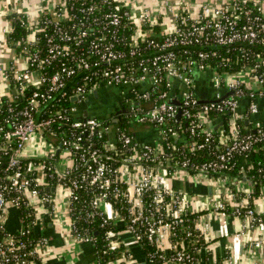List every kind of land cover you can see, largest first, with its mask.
<instances>
[{"label":"built area","instance_id":"1","mask_svg":"<svg viewBox=\"0 0 264 264\" xmlns=\"http://www.w3.org/2000/svg\"><path fill=\"white\" fill-rule=\"evenodd\" d=\"M47 1L0 67V264H46L54 221L90 264L264 249V0Z\"/></svg>","mask_w":264,"mask_h":264},{"label":"crops","instance_id":"2","mask_svg":"<svg viewBox=\"0 0 264 264\" xmlns=\"http://www.w3.org/2000/svg\"><path fill=\"white\" fill-rule=\"evenodd\" d=\"M153 0H146V3L152 4ZM175 1V0H172ZM197 1V0H196ZM47 0H0V67L7 65L11 62L12 51L6 46V36L10 30V27L14 21L16 16L25 17L34 15L35 12L38 11V5H45ZM199 2V1H198ZM6 46L3 49V46ZM8 62V63H7ZM195 190L198 192H203V186H195ZM243 189H249L248 184H242L240 186ZM254 203L256 206L264 209V198L258 196L254 198ZM10 223L13 222L10 220ZM48 234L51 237V244L48 248V253L44 258V262L46 264H69L68 257L63 256L64 245L62 243L59 231L55 230V227H48ZM256 234H253L252 238ZM229 237L225 239H221L216 241L213 244V247L216 251V254H220L222 251V244L227 243L229 241ZM250 242L246 241L243 243V251H242V263L241 264H264V249L261 248H252L249 246ZM78 251V252H77ZM80 251V253H79ZM78 255L76 256V261L74 264H87L91 263L92 258V250L89 244L81 245L76 249ZM75 252V253H76ZM57 253V254H56ZM56 254V255H55Z\"/></svg>","mask_w":264,"mask_h":264},{"label":"rangeland","instance_id":"3","mask_svg":"<svg viewBox=\"0 0 264 264\" xmlns=\"http://www.w3.org/2000/svg\"><path fill=\"white\" fill-rule=\"evenodd\" d=\"M197 1H203V0H197ZM5 45L2 47L3 49H5ZM6 50V49H5ZM8 63V62H7ZM101 99L102 101H99L98 103L95 102V100H91L87 107H89V113L90 114H94L99 116L100 114L96 113V110L100 111H104L105 116L108 115V112H110L111 110H114L117 107V99H116V92L114 89H108L107 92L103 91L101 94ZM91 105V106H89ZM98 105V106H97ZM93 106V107H92ZM135 129H138V126L134 127ZM262 190H263V194H262V198H264V184L261 186ZM261 191V189H260ZM262 192V191H261ZM54 228L56 231L63 229L61 226H59L56 221H54ZM64 252H63V256L68 257V262L69 264H74L76 259V256L78 255V251L75 253L74 247H72L71 245L69 246H64ZM75 248L78 249V246L75 245ZM46 253H48V251L46 250V252L44 253V258L46 256ZM80 253V251H79ZM57 254V253H56ZM55 254V255H56ZM76 255V256H75Z\"/></svg>","mask_w":264,"mask_h":264},{"label":"trees","instance_id":"4","mask_svg":"<svg viewBox=\"0 0 264 264\" xmlns=\"http://www.w3.org/2000/svg\"><path fill=\"white\" fill-rule=\"evenodd\" d=\"M21 34H24V31L23 29L19 26V23L16 22V24L14 25V28H13V31L10 33L9 37L11 36H19ZM102 117V115H99V117ZM255 153V151L253 152ZM255 155V154H254ZM255 157V156H254ZM255 159V158H254ZM235 173V171H232L231 173L229 174H233ZM264 183L260 184V183H257L255 185L252 186V193L250 194V196H252V198H257L258 196H260L261 194V186L263 185Z\"/></svg>","mask_w":264,"mask_h":264},{"label":"water","instance_id":"5","mask_svg":"<svg viewBox=\"0 0 264 264\" xmlns=\"http://www.w3.org/2000/svg\"><path fill=\"white\" fill-rule=\"evenodd\" d=\"M93 96L94 97H96L97 96V92L96 91H94L93 92ZM174 103H177V102H174ZM88 114V111L87 110H84V112H83V116H86ZM179 115H180V111H179V113H178V117H179ZM209 191H210V189H209ZM143 256H141V258H142ZM141 264H144L143 262H141Z\"/></svg>","mask_w":264,"mask_h":264},{"label":"flooded vegetation","instance_id":"6","mask_svg":"<svg viewBox=\"0 0 264 264\" xmlns=\"http://www.w3.org/2000/svg\"><path fill=\"white\" fill-rule=\"evenodd\" d=\"M108 90V89H107ZM107 90H104L105 92H107ZM100 101H102V99L100 98ZM96 102V101H95ZM97 103V102H96ZM98 106V105H97ZM93 107V106H92ZM96 113L100 114V115H105L104 111L100 110H96Z\"/></svg>","mask_w":264,"mask_h":264}]
</instances>
